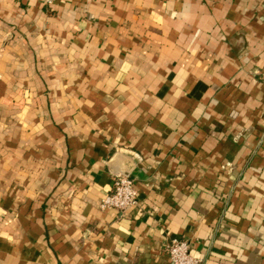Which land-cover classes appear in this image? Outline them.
I'll return each mask as SVG.
<instances>
[{"label":"crops","instance_id":"crops-1","mask_svg":"<svg viewBox=\"0 0 264 264\" xmlns=\"http://www.w3.org/2000/svg\"><path fill=\"white\" fill-rule=\"evenodd\" d=\"M172 238L264 264V0H0V264H170Z\"/></svg>","mask_w":264,"mask_h":264},{"label":"built area","instance_id":"built-area-1","mask_svg":"<svg viewBox=\"0 0 264 264\" xmlns=\"http://www.w3.org/2000/svg\"><path fill=\"white\" fill-rule=\"evenodd\" d=\"M51 4L53 0H46ZM139 191L135 180L129 175L117 174L114 177L113 188L103 198L101 206L124 212L139 202ZM170 264H204L203 260L191 253L190 242L186 239L172 238L165 246Z\"/></svg>","mask_w":264,"mask_h":264}]
</instances>
